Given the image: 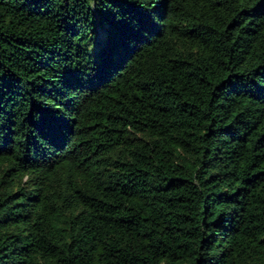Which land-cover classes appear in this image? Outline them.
Returning a JSON list of instances; mask_svg holds the SVG:
<instances>
[{
    "label": "trees",
    "instance_id": "trees-1",
    "mask_svg": "<svg viewBox=\"0 0 264 264\" xmlns=\"http://www.w3.org/2000/svg\"><path fill=\"white\" fill-rule=\"evenodd\" d=\"M0 264H264V0H0Z\"/></svg>",
    "mask_w": 264,
    "mask_h": 264
}]
</instances>
